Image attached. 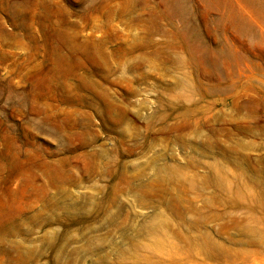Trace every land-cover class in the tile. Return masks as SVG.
Here are the masks:
<instances>
[{"label": "rangeland", "instance_id": "1", "mask_svg": "<svg viewBox=\"0 0 264 264\" xmlns=\"http://www.w3.org/2000/svg\"><path fill=\"white\" fill-rule=\"evenodd\" d=\"M0 264H264V12L0 0Z\"/></svg>", "mask_w": 264, "mask_h": 264}, {"label": "bare ground", "instance_id": "2", "mask_svg": "<svg viewBox=\"0 0 264 264\" xmlns=\"http://www.w3.org/2000/svg\"><path fill=\"white\" fill-rule=\"evenodd\" d=\"M257 9L264 12V0H249Z\"/></svg>", "mask_w": 264, "mask_h": 264}]
</instances>
